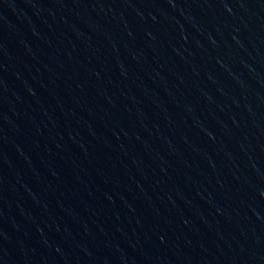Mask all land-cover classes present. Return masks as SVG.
Returning <instances> with one entry per match:
<instances>
[{
  "label": "water",
  "instance_id": "95a60500",
  "mask_svg": "<svg viewBox=\"0 0 264 264\" xmlns=\"http://www.w3.org/2000/svg\"><path fill=\"white\" fill-rule=\"evenodd\" d=\"M0 264H264V0H0Z\"/></svg>",
  "mask_w": 264,
  "mask_h": 264
}]
</instances>
